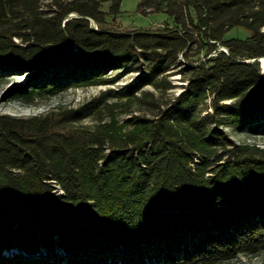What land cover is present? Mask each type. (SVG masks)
<instances>
[{"label": "trees", "instance_id": "16d2710c", "mask_svg": "<svg viewBox=\"0 0 264 264\" xmlns=\"http://www.w3.org/2000/svg\"><path fill=\"white\" fill-rule=\"evenodd\" d=\"M122 1L45 10L0 0V75L29 76L20 95L135 74L78 108L0 116V264H225L264 253V147L226 131L264 133V73L247 62L264 58V0H144V12L174 20L157 32L97 31L85 19L102 25ZM235 28L250 37L226 40ZM190 46L207 60L184 68ZM219 46L229 54L210 57ZM177 72L187 85L174 96Z\"/></svg>", "mask_w": 264, "mask_h": 264}, {"label": "rangeland", "instance_id": "374dc122", "mask_svg": "<svg viewBox=\"0 0 264 264\" xmlns=\"http://www.w3.org/2000/svg\"><path fill=\"white\" fill-rule=\"evenodd\" d=\"M53 2L54 0H43L44 9L50 10ZM143 3L144 0H123L121 13L118 17H109L102 25L98 24L97 29L94 28L97 31L103 28L108 31L120 33H134L140 31L157 32L164 30L167 26H171L174 23L173 18L166 13H149L151 10H147L145 13L142 9ZM111 6V3L104 4L103 11L109 13ZM71 16H73V14ZM250 35V31L245 28H235L227 33L225 39L245 40L250 37ZM15 41L18 43L21 42V40L17 38H15ZM190 48H192V51L189 60H185L182 55L180 57L184 68L199 65L201 61L207 60L204 54H197L199 46H190ZM226 50L229 51L227 47L219 46L218 50L214 51L210 57L217 56L219 52H224ZM175 71L176 70L173 72ZM134 76V73H130L113 86H73L57 93L43 92L41 94H35L32 97H25L20 95L19 91L22 90L27 81H29V76L26 77L23 73H20V75H17V73L8 74L7 76L0 75V116L8 115L18 118H30L46 115L50 112L66 108H78L91 101L93 98L98 97L103 91L109 88L118 89L122 87ZM170 80L173 85L176 86L175 89L170 91V94L174 96L179 95L183 91L182 85H187V80L180 72L174 73ZM208 112H211V109H208ZM140 114V112H137L130 116H120L119 124H123L127 118ZM89 124L94 125L93 121L89 122ZM226 131L238 144H256L262 148L264 147V133H241L232 128H228ZM225 264H264V253L253 257L240 256Z\"/></svg>", "mask_w": 264, "mask_h": 264}, {"label": "water", "instance_id": "95a60500", "mask_svg": "<svg viewBox=\"0 0 264 264\" xmlns=\"http://www.w3.org/2000/svg\"><path fill=\"white\" fill-rule=\"evenodd\" d=\"M72 17H77V18H80V16L77 14V13H73V16ZM86 20L90 21L91 24L93 25V27H95L96 29L98 28V24L95 20H93L92 18L90 17H85ZM225 53L229 54V51L226 50L224 51ZM256 61H260L261 62V67H262V73H264V58L261 57V58H256V59H253V60H248L247 62L248 63H253V62H256Z\"/></svg>", "mask_w": 264, "mask_h": 264}, {"label": "bare ground", "instance_id": "6f19581e", "mask_svg": "<svg viewBox=\"0 0 264 264\" xmlns=\"http://www.w3.org/2000/svg\"><path fill=\"white\" fill-rule=\"evenodd\" d=\"M95 29V28H94Z\"/></svg>", "mask_w": 264, "mask_h": 264}]
</instances>
